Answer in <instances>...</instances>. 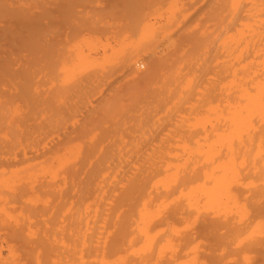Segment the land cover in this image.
<instances>
[{
  "label": "rangeland",
  "instance_id": "rangeland-1",
  "mask_svg": "<svg viewBox=\"0 0 264 264\" xmlns=\"http://www.w3.org/2000/svg\"><path fill=\"white\" fill-rule=\"evenodd\" d=\"M11 1L3 3L23 2ZM209 1L36 0L30 18L42 19L44 36H22L31 37L29 50L20 48L19 36L0 39V156L26 150L40 155L0 161V248L13 245L20 264H35L23 248L36 252L42 246H51L43 250L44 264H53L61 252L63 260L66 246L81 248L85 264H98L101 257L107 264L112 259L110 264H264L258 254L264 252V206L260 212L252 210L257 193L264 196L260 171L253 176L251 168L239 170L231 190L245 203L240 212L221 208L195 214L183 199L172 198L177 191L157 195L161 183L155 182L156 188L152 181L163 176V167L157 176L145 177L149 154L154 160L182 153L186 158L188 150L206 149L209 125L224 123L221 118L220 123L210 119L214 122L206 124V87L214 86L218 95L211 103L221 108L233 93L225 89L237 68L232 56L241 54L236 52L239 47L232 48V39L226 41L229 31L220 35L222 24L213 21L228 16L227 0ZM214 41L221 45L212 53L211 63L218 65L211 70L206 69V57ZM199 117L202 124L201 119L196 124ZM100 148L103 156L81 162ZM189 158L192 163L182 165L179 175L207 166L199 157ZM162 200L168 203L149 223L150 242H143L144 234L134 225L138 206L144 203L147 211L156 212ZM171 211L184 212L183 218L159 224ZM204 216L216 223L211 232L220 234L219 243L206 238ZM257 219L262 223L249 236V226ZM223 222L227 230L219 227ZM165 238L171 246L160 251ZM251 242L256 246L250 248Z\"/></svg>",
  "mask_w": 264,
  "mask_h": 264
},
{
  "label": "bare ground",
  "instance_id": "bare-ground-1",
  "mask_svg": "<svg viewBox=\"0 0 264 264\" xmlns=\"http://www.w3.org/2000/svg\"><path fill=\"white\" fill-rule=\"evenodd\" d=\"M22 1L23 2L20 5L18 4V6H12L10 4L9 5L4 4L3 0H0V39H11L13 37L19 36L20 48L24 50H29L28 49L29 45L30 47L32 45V39L31 37H22V36H32V35L44 36V30H43L44 25L42 24L43 23L42 19L36 18L37 16L35 17L36 18L35 20L30 18V15H32L31 11L33 10L35 11V9H37V6L35 5L36 0H22ZM11 2H13V0ZM16 2L19 3L20 0L19 2L18 1ZM209 2L211 1L206 0V4ZM221 3L219 6L223 4ZM33 7L35 8L33 9ZM226 8L228 10L227 11L228 16L226 15L227 17H225L226 20L224 18V15L223 16L221 15L218 17L217 16L213 17V21L215 23L217 21L219 25L222 24L221 29H219L220 35H222L223 32L225 33L227 30L230 33L227 35L228 36L227 40L224 39L226 35L224 36V38H221L220 40L223 39V40L228 41L229 39H232L230 41L234 43L232 48H234V46H236L237 50L240 48V50L236 52H238L241 55L239 57V55L235 53V57L232 56L234 59L230 58L231 60L233 59L234 61H236V62H233L232 60L233 63H236L237 68L232 67L233 69L232 70L230 69L232 73L231 75H229L228 81H226L227 82L226 84L228 85H225L226 86L225 87V86H222L224 83H222V85L218 83L222 86V88L223 87H225V89L229 88L230 90H232L231 93L233 92L231 96L225 98V100H222L224 105H221L222 106L221 108H220V105H218L219 103L218 104L215 103L217 105H213L211 103L213 100H217L216 97L218 93H216V89L213 88L214 87L213 85L209 87L207 86V82H206V86H207L206 87V103L208 105L206 104L207 106L206 107L207 108L206 109V120L204 118V120L206 121V124L208 122L213 121V120L210 121V119H214V120L217 119L219 121V119L221 118L224 121V123H222L221 125H219L218 123L217 124L214 123L217 126H213V123L212 124L208 123L211 125H209L210 129L206 130V149L201 150V151L200 150L197 151L198 149L188 150L186 151L187 152L186 158L183 157L184 153H182L183 156L180 155L177 157L175 155V156L169 157L168 159H166L165 156L160 155L156 160H154L152 158L153 154H149L148 157L145 158L146 159L145 161L148 163L146 167L148 171L145 172V177L149 176L150 178H153L160 173V172L158 173V171L161 170L162 167H163L162 168L163 170L165 169L163 176H161V178L158 176L160 179L156 177L157 180L153 178L154 179V181H152L153 184L150 182L153 186H156L154 185L155 182L158 185L160 183L162 185V186L160 185L162 189H160L159 192H157L156 190L158 185L156 186L154 192H157V195L159 194L164 197H167L177 191L176 196L172 198L173 199H179V198L183 199L186 202L187 206H189L188 208L189 209L190 207L192 208L190 209V211L195 214H198L202 210L206 212L209 210H212L215 213H218L219 210L221 211V208L223 211H226V212L228 210L229 211L233 210L235 212H240L242 210H245V207H244L245 203L243 202V204L242 203L240 204L236 197V194H233L231 190L232 185H235L239 181V177H240L239 170L240 169H245V168L250 169L251 168L253 170L252 172L253 176H256L255 175L256 172L260 171V174L262 175L261 180L264 181V0H227ZM237 22H239L238 25H237ZM235 25H237L239 28L237 29L235 27L236 28L235 31L230 32L232 27H234ZM25 33H27V35ZM231 33L232 34L234 33V34L231 35ZM219 37H223V36H219ZM12 42H15V40H12ZM222 42L223 41H221V43ZM214 43L213 44L215 46L213 47L212 45V48H210L211 47L210 46L207 51L208 57H206V69L213 70L218 65V63L217 65L216 64L212 65L211 63L213 61V59L211 58L212 53L217 49L216 46H218L216 44V41H214ZM232 43H231V46H232ZM1 47H2V44L0 43V49ZM236 57H238L239 59L236 60ZM230 59L228 60L226 59L225 63L230 62L229 61ZM230 64L228 63L226 64V66L233 65V64L231 65ZM229 66L226 68H229ZM215 76H216V73H215ZM225 76H227V73ZM221 77H222V73H221ZM213 79H216V78H213ZM219 81H222V80H219ZM212 82L214 84L213 80L211 81V84ZM216 83H217V80H216ZM230 90H227V91L230 92ZM226 93L228 94V92ZM200 119H201V123L199 121ZM199 123L202 124V118L200 117L196 118V124H199ZM217 147H220V148L224 147L225 151L223 153H219L220 150L217 151ZM104 153H105V150L103 148L97 149L91 156H87V158L84 157L81 162H84L86 160L88 163H93L94 161H96V159L103 156ZM188 154H192L193 156L199 157L200 160H202L201 162H203L205 166L207 165L206 166L207 168L205 167L204 170L201 171V168L191 167L192 169L189 170L187 173L185 174L181 173V175H179L180 174L179 170L181 168L183 169L184 164L186 162L189 163L190 161V158L189 160H186L188 158ZM38 155H39L38 150H35V151L26 150V151H23V153L21 154L15 153L12 157L2 155L0 156V161L2 163L18 161V159L20 161H25V160H31V159L38 158L37 157ZM171 161H173L172 164H171ZM256 161H258V165H256ZM185 166H190V165L185 164ZM135 174L136 173H133V175ZM132 178L133 177H129V179L127 180V183L130 182ZM248 184L252 185L251 181L248 182ZM255 186L256 185H254L253 188ZM257 189L258 187L255 188V191H257ZM131 190L132 188H129V191ZM14 198L15 197H13L12 199ZM245 198H248V197H245ZM259 201L262 203V205L259 204ZM143 202H147V201L143 200ZM165 202L162 200L159 203L158 202L156 203L155 205L156 212L147 211L144 203L142 204L140 203L141 206H138L139 207L137 211L139 214L138 222H137V225L136 224L134 225L137 227L138 230L141 231V232L138 231V233L144 234V235L139 234V235L144 236L143 242L145 241L150 242L149 240L151 237L148 231L149 226H150L149 223L153 218L156 219L155 216L157 215V212L159 211L158 209H161L163 206H165V204L168 203V201L166 203ZM261 206H264V196L257 193V200L256 202L255 201L253 202L252 210L255 212H260ZM183 214L184 212L171 211L170 213L163 215L158 220V222L159 224L166 225L167 223L173 222L180 217L183 218L182 217ZM158 215L160 216V214ZM206 216L208 217L207 214ZM206 216H204L202 220L203 223H205L204 227H206V238H208V240L214 243H219L221 240L220 234H216V232L215 233L211 232L214 230L212 229V226L215 222H213L211 219L207 218ZM193 220L197 222L198 217L194 216ZM185 223L186 222H184V224ZM223 223L225 224H222L219 227L220 228L224 227L225 230H227L228 229L227 223L226 222H223ZM261 223L262 222L259 219H257L255 222H252V224L249 226V229H250L249 236H251L256 230L259 229V226L261 225ZM215 225L216 223L214 224V226ZM204 227L202 226L203 229ZM161 228L157 230L160 231ZM173 228L169 227V229H171V232ZM176 228H179L178 230L180 231V227H176ZM162 232H164V230ZM110 234L111 233H109L108 235ZM154 234H157V233L155 232ZM104 238H103L104 239L103 241H104V244H106L108 238L107 237H104ZM15 239L17 240V238ZM164 240H165L164 241L165 243L163 242L160 248L158 247L160 251L163 247L170 244L168 238L167 239L165 238ZM182 240L185 241V239H181L179 241L181 242ZM103 241L101 240V242ZM143 245L144 244H142V246ZM88 246H89V249L94 248L93 244H90ZM98 246L97 248H99ZM248 246L250 248H253L256 246V244H253L251 242L248 244ZM50 247L51 246L49 247L42 246V249L44 251L46 250L49 251ZM62 247L64 248L65 246L62 245ZM193 247H195V245ZM65 248L66 249L63 250V253H66V255L64 256V259L63 260L61 259V255H62V252H61L58 254L56 259L53 261V264H85V261H84L85 259L84 260L82 259L83 252L81 251V248H77L76 246H66ZM22 250H23L24 255L27 258L31 259L35 264H41V262L42 264H44L45 260L42 259V253L44 252L43 250L38 249L36 252H34L31 249H27V248H23ZM159 250L157 249V251ZM106 251L107 250H105V252ZM187 251L189 252V248ZM102 254H103V251H102ZM258 254L259 256L264 257V252L260 251ZM18 258H19V253L16 251L13 245L7 246L5 250L0 248V264H20L18 262ZM98 258L96 257L95 259H98ZM103 258L104 257H101L100 259H98L99 262L98 261L95 262L93 258L90 260H93V262L98 263V264H107L108 261L106 262L105 261L106 259H103ZM111 262H109L108 264H110Z\"/></svg>",
  "mask_w": 264,
  "mask_h": 264
},
{
  "label": "clouds",
  "instance_id": "clouds-1",
  "mask_svg": "<svg viewBox=\"0 0 264 264\" xmlns=\"http://www.w3.org/2000/svg\"><path fill=\"white\" fill-rule=\"evenodd\" d=\"M139 67H140L141 69H143V68H144V65H143V64H141V65H139Z\"/></svg>",
  "mask_w": 264,
  "mask_h": 264
}]
</instances>
